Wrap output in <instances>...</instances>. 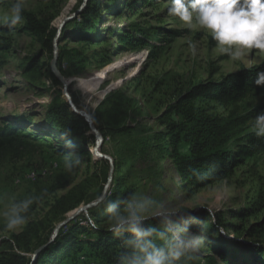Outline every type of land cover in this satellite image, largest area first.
<instances>
[{"label":"rangeland","instance_id":"374dc122","mask_svg":"<svg viewBox=\"0 0 264 264\" xmlns=\"http://www.w3.org/2000/svg\"><path fill=\"white\" fill-rule=\"evenodd\" d=\"M11 2L0 0V18L7 14ZM80 2L24 0L23 11L31 12L41 20L55 16L53 26L58 28L81 9ZM101 2L108 13L105 12L106 8H102V22L94 45L82 47L77 40L72 39L69 42L63 41L61 49L78 53L89 60L85 69L78 71L71 67L69 57L64 56L65 79L70 95L79 104L78 108L86 111L93 119L98 118L99 125L106 132L111 129L112 123L97 112L103 101L115 93H122L133 101L126 119L121 123V126L128 128V132L114 137L109 135L102 146L103 154L114 160L115 168L118 164L120 168L118 172L114 170L113 182L106 198L115 192L116 183L122 182L125 191L149 195L167 206L193 212L203 208L212 216L222 214L227 224L239 223V219L234 216L246 208L253 209V213L244 225L249 227L262 221L264 211H259L255 201L264 194V155L247 160L231 179L193 192L182 182L173 160L162 153L164 143H158L155 138L166 132L159 117L181 94L199 83L220 81L242 68L261 66L264 64V54L255 49H241L240 58L235 60L220 54L216 42L208 33L195 25L189 27L177 17L169 15L170 0ZM83 11L71 21L80 20ZM23 27V19L11 28L0 26V44L2 38L11 42L9 53H0V128L15 126L38 135L41 140L30 141L31 146L21 159L7 158L0 162V248L4 241H11L13 235L21 234L29 221H51L54 218L52 207L55 200L72 190H75L77 197L85 196L86 200L81 206L97 201L103 193V175L107 170L100 159L94 156L95 142L91 139L85 142L77 137H64L51 131L45 115L54 101H66L63 86L52 82L47 72L51 59L45 53L41 59L43 77L31 80L25 76V65L32 57L41 56L42 50ZM136 28L147 33L151 43L140 45L133 52L120 53L122 48L119 46V38ZM141 53H146L142 63L128 64L107 73L103 81H94L97 74L112 64L129 55ZM105 56L110 57V64L102 68L98 61ZM113 101H107L102 110L107 111ZM216 108L218 113H228L225 109ZM239 111L255 112L249 123L253 126L255 117L264 113V95L246 100L240 104ZM70 153L80 160L71 170L67 167ZM29 196L38 198L26 214L30 215L29 221L15 231L7 230L3 213L8 205L13 200L19 201ZM93 212L101 214L102 211L96 206ZM69 216L65 215L58 220L54 218V227ZM183 219L190 229L204 230L212 222V219L207 222L188 217ZM72 223L86 229V232L75 231V237L82 242H96V228L108 230L107 215L96 223L89 211L81 213ZM221 233L227 239L236 237L231 231ZM41 235L40 244L51 238V233L43 232ZM262 241L264 243V238ZM212 246L215 243H211L207 237L195 264H207L205 257L212 255ZM38 247H33L34 251L27 256L32 258ZM76 249V253L63 257L60 264H107L103 257L92 252L88 246L78 245ZM237 263L255 264L252 254L247 251H241Z\"/></svg>","mask_w":264,"mask_h":264},{"label":"trees","instance_id":"16d2710c","mask_svg":"<svg viewBox=\"0 0 264 264\" xmlns=\"http://www.w3.org/2000/svg\"><path fill=\"white\" fill-rule=\"evenodd\" d=\"M80 3L83 4V0ZM102 8L106 7L103 6L101 0H88L80 20H73L65 26L59 39L57 64L58 70L64 77L67 76L63 68L64 56L69 57L72 63L71 67L78 71L85 69L89 60L78 53L61 49V44L63 41L69 42L75 39L82 47L94 45L102 22ZM105 12L108 13L107 8ZM21 15L24 20L23 30L40 45L42 50L41 56L32 57L24 67L25 76L34 80L43 77L44 68L41 59L44 53L49 55L52 61L54 41L58 30L53 26L55 16L49 20H41L31 12L22 11ZM154 34L159 35L158 33ZM2 39L0 53L7 54L10 51L11 42ZM149 43L151 41L147 37V33L140 32L136 28L119 38V46L122 48L120 53L136 51L138 46ZM109 64V56L102 57L98 61V65L102 68ZM47 72L52 82L60 86L61 82L52 73L50 66H48ZM261 73H264V64L242 68L238 72L226 75L220 81L210 80L199 83L181 94L159 117V122L166 127V132L156 135L155 140L158 143L161 141L164 143L161 148L162 153L173 160L182 182L191 191L199 192L216 183L227 181L247 160L264 155V137H257L253 126L249 124L254 118L255 112L239 111L240 104L246 100L264 95V84L256 83ZM72 98L76 106L79 107L77 100L73 96ZM111 99L114 101L104 112L102 110L104 104ZM132 104L133 101L130 98L122 93H115L106 98L98 107L99 116L109 119L112 123L111 129L106 132L99 125L98 118H94L96 128L104 140L109 135L114 137L117 134L128 132V128L121 126V123L126 119ZM216 107L225 109L228 113H218ZM45 119L51 131H56L64 137H77L85 142L91 139L96 145V139L91 133L89 124L83 117L75 114L66 101L61 102L58 99L50 104ZM39 140L41 138L38 135L27 132L25 129L11 125L0 128V162L7 158L21 159L27 152V148L31 146L30 141ZM84 153L87 154V152ZM100 161L107 168L103 175L106 185L110 165L106 160ZM119 169L118 164L115 172H118ZM116 184L115 192L106 199L124 200L132 193L124 190L122 182ZM85 200V196L77 197L75 190L56 199L52 207L54 218L58 220L71 214ZM255 206L259 208V211H264V194L257 198ZM100 208L101 214L93 212L95 207L88 210L96 223L107 215L104 209ZM183 211L187 213L185 217L190 219H200L204 222L212 219L210 225L204 228L209 241L215 243V246H212V255L208 254L205 257L207 264H238L241 251L251 253L255 264H264V243L262 241L264 219L249 227L244 225V222H248L252 218L253 209L240 210L234 216L239 219L237 224H227L222 214L218 213L212 216L207 209L203 208L197 209L196 212L187 209ZM29 216L27 217L29 218ZM54 218L51 221L46 220L38 223L27 220L29 221L28 225L21 234L13 235L11 241L3 242L0 248V264H31L32 259L27 254L34 251L33 247L39 246L36 249L38 250L50 241L47 238L45 243L40 244L43 232L51 233L52 236L56 228L54 227ZM72 222L63 227L55 241L41 252L36 264H60L63 257L67 258L70 254L76 253L78 245L88 246L92 252L103 257L107 264H117L122 250L118 237L108 230L96 228L97 241L82 242L75 237V231L86 232V229L75 226ZM47 223L49 224L47 225ZM191 230L196 232L200 229ZM221 231H231L236 237L227 239ZM239 238L245 241L242 242Z\"/></svg>","mask_w":264,"mask_h":264},{"label":"clouds","instance_id":"9594fccd","mask_svg":"<svg viewBox=\"0 0 264 264\" xmlns=\"http://www.w3.org/2000/svg\"><path fill=\"white\" fill-rule=\"evenodd\" d=\"M23 9L24 0H12L0 26L19 24ZM168 13L208 33L222 55L239 59L241 49L264 54V0H170ZM259 76L256 83L264 84V73ZM253 131L264 137V113L255 117ZM79 163L70 153L69 170ZM37 199L11 201L3 213L5 228L15 231L26 224V214ZM97 203L107 214L108 231L121 242L117 264H195L199 259L206 233L202 228L192 231L182 209L139 192L124 200L99 198Z\"/></svg>","mask_w":264,"mask_h":264},{"label":"water","instance_id":"95a60500","mask_svg":"<svg viewBox=\"0 0 264 264\" xmlns=\"http://www.w3.org/2000/svg\"><path fill=\"white\" fill-rule=\"evenodd\" d=\"M88 4V0H84L83 1V4L82 6L80 7L81 9L76 12L72 17H69L68 19H66L64 22H62L57 30V37L54 41V54H53V58H52V61H51V64H50V67H51V71L52 73L55 75V77L61 82L62 86H63V94L66 98V102L68 103V105L70 106V108L72 109V111L83 117L86 122L89 124V127H90V130H91V133L94 135L95 139H96V145L94 147V150H93V154L96 158L100 159V160H106L108 161L109 165H110V171H109V175H108V181H107V184L105 185V188L103 190V193L101 195L100 198H103L105 199L107 194H108V190L113 182V176H114V170H115V167H114V160L106 155V154H103L102 152V146L104 144V138L102 136V134L100 133V131L96 128V125H95V122H94V119L93 117L88 114L86 111L84 110H80L78 108V106H76V104L74 103L73 101V98L72 96L70 95L69 93V85L68 83L66 82V79L65 77L60 73V71L58 70V58H59V39L63 33V30L66 26V24L71 21L74 17L78 16L87 6ZM98 200L95 201V202H92L90 204H87V205H84V206H81L80 208L76 209L75 211H73L70 216L64 220L63 222H61L54 230L51 238H50V241L42 246L41 248H39L38 250L35 251V253L33 254L32 256V263L31 264H36L41 252L46 249L48 247V245H50L51 243H53L55 241V239L58 237V234L60 232V230L67 226L69 223H71L72 221H74L81 213H84V212H87L88 210H90L91 208H94L96 206H98ZM242 242H244L242 240Z\"/></svg>","mask_w":264,"mask_h":264},{"label":"bare ground","instance_id":"6f19581e","mask_svg":"<svg viewBox=\"0 0 264 264\" xmlns=\"http://www.w3.org/2000/svg\"><path fill=\"white\" fill-rule=\"evenodd\" d=\"M137 53H139V52H137ZM145 57H146V53L129 55L126 58L122 59L121 61H119L115 64H112L111 66L106 68L104 71L97 74L96 77L94 78V81L101 82L105 79L107 73H111L115 70H118L122 67L127 66L128 64H132V63H136V62L140 64L144 61ZM113 86H115V84Z\"/></svg>","mask_w":264,"mask_h":264}]
</instances>
